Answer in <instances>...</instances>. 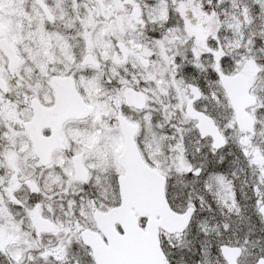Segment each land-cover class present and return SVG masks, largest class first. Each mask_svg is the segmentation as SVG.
<instances>
[{
  "label": "snow or ice",
  "instance_id": "6c2138e0",
  "mask_svg": "<svg viewBox=\"0 0 264 264\" xmlns=\"http://www.w3.org/2000/svg\"><path fill=\"white\" fill-rule=\"evenodd\" d=\"M0 264H264V0H0Z\"/></svg>",
  "mask_w": 264,
  "mask_h": 264
}]
</instances>
